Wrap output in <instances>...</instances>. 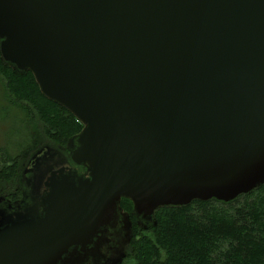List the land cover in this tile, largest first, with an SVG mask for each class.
<instances>
[{
    "label": "water",
    "instance_id": "95a60500",
    "mask_svg": "<svg viewBox=\"0 0 264 264\" xmlns=\"http://www.w3.org/2000/svg\"><path fill=\"white\" fill-rule=\"evenodd\" d=\"M0 52L85 126L89 176L4 219L0 264L84 263L123 198L152 221L264 185V0H0Z\"/></svg>",
    "mask_w": 264,
    "mask_h": 264
},
{
    "label": "trees",
    "instance_id": "16d2710c",
    "mask_svg": "<svg viewBox=\"0 0 264 264\" xmlns=\"http://www.w3.org/2000/svg\"><path fill=\"white\" fill-rule=\"evenodd\" d=\"M0 84L3 122L11 118L23 128L35 118L58 145L83 132L85 126L68 109L43 95L32 72L17 71L3 61L1 53ZM9 128L5 131L9 142L0 149V156L5 163H16L24 149L10 153L16 132ZM119 207L133 221L137 264H264V185L231 202L196 200L188 206L160 208L148 234L140 233L130 200L122 199Z\"/></svg>",
    "mask_w": 264,
    "mask_h": 264
},
{
    "label": "rangeland",
    "instance_id": "374dc122",
    "mask_svg": "<svg viewBox=\"0 0 264 264\" xmlns=\"http://www.w3.org/2000/svg\"><path fill=\"white\" fill-rule=\"evenodd\" d=\"M4 103L5 101L3 96V90L0 84V149H3V147H5L4 145H8L9 133L7 132L5 135V131H9V127H11V129L14 130V133L16 132V144H14V146L10 148V153L14 154L16 150L19 149V147H22L24 150L22 152V155H20V157L16 161V163H5L6 160H4V158L0 156V172L5 173L4 177H2V175L0 176V222L9 215V213H7L9 210V206H7L6 204L11 203L12 205H14V207L15 205L18 206L21 202V197L24 196L23 192H29L31 190V185H29L28 183L30 175H27V171L28 169H31V164L35 161V158L39 155L48 152L49 149H54L56 147L70 151L68 146L71 142L70 141L65 145H58L54 143L52 139L46 134L43 124L35 118L34 120H32L31 123H28L26 125L27 127L23 126V128H19L20 126L18 125V122H14L11 118L8 120H4V122L8 124L4 123L2 120L4 114L1 109V106L4 105ZM19 132H21V135ZM9 173L11 176L7 175ZM120 210V212H122V214L124 215V219L127 218L128 220L124 221L123 216H121L124 226L123 234H127L129 233V230H127L125 227H129L131 223V228H133V221L128 213L122 211L121 208ZM133 215L136 216L135 220L136 224L138 225V228L140 229V233L148 234V229L151 228L152 221L140 220L135 213V208ZM133 237V231L131 232L130 230L129 243H125L123 251L122 249H120V252H118V254L116 253L115 255H113L112 259L113 261H116L115 264H137L136 260L133 257Z\"/></svg>",
    "mask_w": 264,
    "mask_h": 264
},
{
    "label": "flooded vegetation",
    "instance_id": "af4514ba",
    "mask_svg": "<svg viewBox=\"0 0 264 264\" xmlns=\"http://www.w3.org/2000/svg\"><path fill=\"white\" fill-rule=\"evenodd\" d=\"M73 148H78L77 142L74 143ZM27 175H30L28 183L31 185V187L29 186L31 190L23 192L24 196L21 197L18 206L15 205L14 207L11 203L6 204L9 206L7 212L9 215L5 219L10 217L13 221H16L17 215H28L30 211L37 212L38 217H40L43 215L42 206L50 194L52 181H62L67 178L77 182L80 178L86 179L89 177L85 165L76 164L72 160L70 151L57 147L49 149L48 152L36 157L31 164V169H28ZM122 215V212H120L119 217ZM2 222L3 220L0 223ZM123 232L124 226L120 218L94 239L90 248L98 246V250L93 251L94 255L89 256L82 264H115L116 261L112 259L113 255L118 254L120 249L123 251L125 243L130 241V233L123 234Z\"/></svg>",
    "mask_w": 264,
    "mask_h": 264
}]
</instances>
